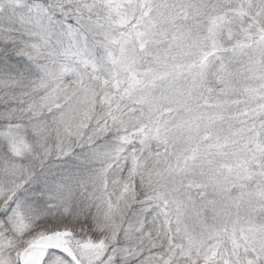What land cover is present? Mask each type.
<instances>
[{"label": "snow or ice", "instance_id": "6c2138e0", "mask_svg": "<svg viewBox=\"0 0 264 264\" xmlns=\"http://www.w3.org/2000/svg\"><path fill=\"white\" fill-rule=\"evenodd\" d=\"M0 264H264V0H0Z\"/></svg>", "mask_w": 264, "mask_h": 264}]
</instances>
